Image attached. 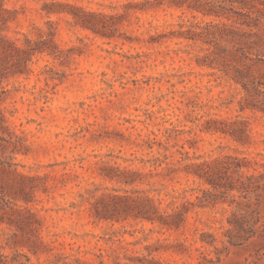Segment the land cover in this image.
<instances>
[{"label": "rangeland", "instance_id": "rangeland-1", "mask_svg": "<svg viewBox=\"0 0 264 264\" xmlns=\"http://www.w3.org/2000/svg\"><path fill=\"white\" fill-rule=\"evenodd\" d=\"M54 1L0 0L10 11L0 33L23 45L25 36L46 37L52 27L63 52L34 56L23 73L0 74V108L20 138L0 131L7 146L0 159L34 177L38 189L28 207L41 218L39 234L48 244L34 253L24 246L25 233L0 223V264H264L261 244L226 241L228 204L196 206L179 228L133 217L97 221L91 214V203L109 192L148 195L162 213L185 200L197 203L201 189L211 187L169 171L173 164L179 169L182 153L193 161L235 154L264 162V116L241 111V86L198 65L204 45L174 34L210 18L161 5L131 11L107 37L77 24L70 12L48 13L45 3ZM56 1L115 14L140 0ZM211 117L246 119L252 143L205 131ZM105 164L136 171V182L104 178ZM205 232L213 245L202 240Z\"/></svg>", "mask_w": 264, "mask_h": 264}, {"label": "trees", "instance_id": "trees-1", "mask_svg": "<svg viewBox=\"0 0 264 264\" xmlns=\"http://www.w3.org/2000/svg\"><path fill=\"white\" fill-rule=\"evenodd\" d=\"M167 5L186 9L194 17L201 14L210 18L204 23H192L174 33L177 37L205 46L206 54L197 56L200 66L218 69L242 88L243 97L239 102L240 110L260 112L264 116V0H140L125 4L123 13L109 14L86 10L85 8L59 1L45 3L48 13L70 12L77 24L92 30L94 33L114 37L111 29L128 17L131 11H148ZM60 7V8H58ZM64 8V9H63ZM10 11L0 2V22H8ZM51 25V24H50ZM111 28V29H110ZM1 30V29H0ZM55 29L49 27L47 36L38 39L25 36L23 45L0 33V74L3 70L23 73L28 62L34 56L47 53L61 56L63 53L54 42ZM128 40H133L128 38ZM9 61L12 64L9 65ZM9 72V71H8ZM7 119L0 108V131L10 133ZM203 129L212 133L230 136L242 145L252 143L249 123L246 119L211 117L204 123ZM11 138L16 137L12 131ZM5 138V137H4ZM6 140V139H4ZM19 141V140H16ZM15 145V144H14ZM2 150L6 145L0 144ZM18 147L13 152H18ZM180 159L179 169L169 167L170 172L184 171L204 181L211 188L201 189L198 202L185 200L176 207L173 213H162L154 199L119 194L103 193L91 204V214L97 221H119L121 218L143 219L158 223L168 228H179L185 221L186 214L195 208L215 206L218 203L232 207L228 217V228L225 231L226 241L232 246L258 243L264 249V162L248 156L226 154L211 160L193 161L186 152ZM260 155V154H259ZM264 155V154H261ZM6 164H11L9 167ZM12 163L0 159V223H8L25 233V245L33 247L37 253L47 248L39 231L41 218L28 204L33 201L38 187L33 184L34 177L27 176ZM260 166L263 169H259ZM101 175L109 180L131 185L136 182L137 172L132 169H121L119 166L105 164ZM19 201L26 205L20 206ZM212 234L203 233L202 240L211 245L205 237ZM0 255H4L0 253Z\"/></svg>", "mask_w": 264, "mask_h": 264}]
</instances>
